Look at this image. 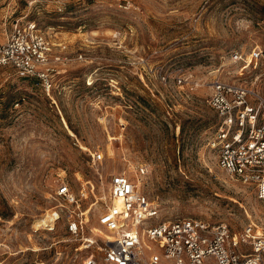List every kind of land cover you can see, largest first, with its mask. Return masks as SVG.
Listing matches in <instances>:
<instances>
[{"label": "rangeland", "instance_id": "rangeland-1", "mask_svg": "<svg viewBox=\"0 0 264 264\" xmlns=\"http://www.w3.org/2000/svg\"><path fill=\"white\" fill-rule=\"evenodd\" d=\"M27 19L55 47L65 42L69 60L49 93L0 65L2 264H77L88 249L64 218L52 230L34 228L51 215L62 178L74 189L89 178L98 195L122 170L141 180L164 219L264 230V201L217 165L208 143L217 122L213 76L250 84L264 69L250 55L264 51V0H0V41ZM233 50L240 61H231ZM94 149L104 154L99 162ZM140 165L147 171L137 175ZM90 203L97 227L102 206L92 194ZM153 245L145 238V248Z\"/></svg>", "mask_w": 264, "mask_h": 264}, {"label": "built area", "instance_id": "built-area-1", "mask_svg": "<svg viewBox=\"0 0 264 264\" xmlns=\"http://www.w3.org/2000/svg\"><path fill=\"white\" fill-rule=\"evenodd\" d=\"M57 47L49 32L34 20H16L0 41V65L11 66L21 76L35 77L49 93L53 74L69 60L63 54L66 43L59 41ZM250 55L264 62L260 49ZM230 58L238 62L243 55L233 50ZM209 88L208 103L217 114V122L208 143L216 151L217 165L231 177L250 184L264 201V69L250 84L227 81L216 74ZM90 153L93 162L104 157L100 149ZM137 169V175L147 171L142 165ZM129 173L122 170L113 174L98 195L89 178L76 189L62 178L51 195L56 201L51 219L33 228L52 230L64 218L68 235L80 242V248L88 249L77 264H264V230L252 223L232 230L226 222L190 216L164 219L141 180H132ZM98 180L103 184L101 174ZM89 194L102 206L97 227L89 223L93 202L84 205ZM145 238L154 245L145 248Z\"/></svg>", "mask_w": 264, "mask_h": 264}, {"label": "bare ground", "instance_id": "bare-ground-1", "mask_svg": "<svg viewBox=\"0 0 264 264\" xmlns=\"http://www.w3.org/2000/svg\"><path fill=\"white\" fill-rule=\"evenodd\" d=\"M49 219H51V215L44 216L38 223L39 225H42Z\"/></svg>", "mask_w": 264, "mask_h": 264}, {"label": "trees", "instance_id": "trees-1", "mask_svg": "<svg viewBox=\"0 0 264 264\" xmlns=\"http://www.w3.org/2000/svg\"><path fill=\"white\" fill-rule=\"evenodd\" d=\"M21 77H32V76L22 75ZM33 78H35V77H33ZM35 79H36V78H35ZM36 81H37V79H36ZM37 83H38V81H37Z\"/></svg>", "mask_w": 264, "mask_h": 264}]
</instances>
